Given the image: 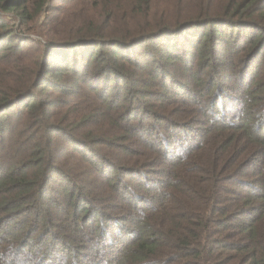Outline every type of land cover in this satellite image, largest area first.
Instances as JSON below:
<instances>
[{
    "label": "trees",
    "instance_id": "trees-1",
    "mask_svg": "<svg viewBox=\"0 0 264 264\" xmlns=\"http://www.w3.org/2000/svg\"><path fill=\"white\" fill-rule=\"evenodd\" d=\"M0 264H264V0H0Z\"/></svg>",
    "mask_w": 264,
    "mask_h": 264
}]
</instances>
